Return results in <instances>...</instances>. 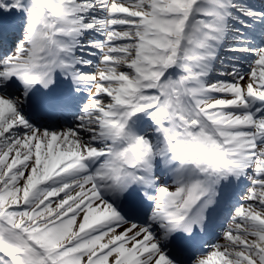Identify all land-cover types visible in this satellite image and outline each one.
Returning <instances> with one entry per match:
<instances>
[{
  "label": "snow or ice",
  "instance_id": "snow-or-ice-1",
  "mask_svg": "<svg viewBox=\"0 0 264 264\" xmlns=\"http://www.w3.org/2000/svg\"><path fill=\"white\" fill-rule=\"evenodd\" d=\"M0 264H264V0H0Z\"/></svg>",
  "mask_w": 264,
  "mask_h": 264
},
{
  "label": "bare ground",
  "instance_id": "bare-ground-1",
  "mask_svg": "<svg viewBox=\"0 0 264 264\" xmlns=\"http://www.w3.org/2000/svg\"><path fill=\"white\" fill-rule=\"evenodd\" d=\"M219 231V230H218Z\"/></svg>",
  "mask_w": 264,
  "mask_h": 264
}]
</instances>
